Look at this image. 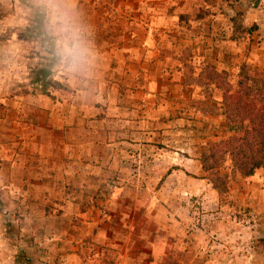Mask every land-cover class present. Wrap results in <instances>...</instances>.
<instances>
[{"label":"crops","instance_id":"0c3cea01","mask_svg":"<svg viewBox=\"0 0 264 264\" xmlns=\"http://www.w3.org/2000/svg\"><path fill=\"white\" fill-rule=\"evenodd\" d=\"M1 2L9 7L3 9L7 13L1 14L0 27L11 29L26 2ZM28 2L43 12L35 0ZM191 6L192 0H68L87 60L70 72L58 58L53 74L63 88L50 91L54 100L41 94L38 102L45 105L35 100L30 108L25 104L29 96L23 95L16 110L32 117L34 157L44 167L21 193L29 195L26 219L33 227L43 221L38 225L52 236L43 243L49 250L43 258L50 263H166L169 239L150 241L146 235L152 227L137 230L154 223L156 208L144 196L156 187L167 192L171 171L186 176L202 169L200 150L186 154L170 135L215 128L208 122L220 116L224 121L221 113L202 115L188 105L200 97V87L188 79L184 63L213 50L216 69L243 60L264 69V20L255 31L260 35L248 32L243 38L241 51L222 55L220 46H207L214 42L210 37L204 40L206 49L182 43L184 33L179 34L173 20ZM184 51L187 58L179 59ZM12 113L8 108L7 115ZM193 116L200 117L201 126L190 124ZM169 152L177 155L173 166ZM155 179L161 180L159 186L152 185ZM40 206L49 207L48 215L43 211L39 217Z\"/></svg>","mask_w":264,"mask_h":264},{"label":"rangeland","instance_id":"374dc122","mask_svg":"<svg viewBox=\"0 0 264 264\" xmlns=\"http://www.w3.org/2000/svg\"><path fill=\"white\" fill-rule=\"evenodd\" d=\"M24 1L26 3L22 2L19 11H23L22 17L17 16L13 27H0V264H52L49 258H43L49 255L48 246L43 243L48 244L52 236L45 231L44 225H38L43 221L33 227L26 219L28 209L25 203L29 195L21 193L22 189L26 190L28 181L39 177L40 167H44L34 157L32 117L16 113L17 107L23 103L20 97L29 96L25 104L30 108L35 100L39 101L41 94L49 100L55 98L50 93L54 88L48 87V93L43 94L39 87L29 85L34 70L41 67L40 62L45 61L46 43L41 44L38 42L40 37L28 32L33 26L36 10L28 0ZM7 6L6 2L0 0V17L7 13L3 10ZM262 10L264 0H192L187 12L176 13L173 23L179 34L184 33L182 43L192 46L195 42V46L206 49L204 40L210 37L214 42L207 46H220V54L223 55L225 50L241 51V42L248 32L261 34L255 31L260 29L259 25L264 20ZM11 11L16 12L14 5ZM211 32L214 35H210ZM231 42H235L237 47H231L234 45ZM197 52L198 49L195 54ZM186 53L184 51L179 59ZM212 55L213 50H209L205 58L189 59L184 63L187 65L183 66L186 74L191 73L187 75L188 79L197 80L200 87L196 91L200 97L188 103L195 111L202 108L197 104L199 100L212 103L206 97L208 94L219 96V91L213 85L204 84L212 68L218 72L225 71L229 78L236 77L243 62L251 66L243 60L236 62L233 68L229 64L228 69H216ZM8 108L14 109V113L7 115ZM193 118L190 124L201 126L198 122L200 117ZM212 122L215 128L184 129L179 135H170V139L178 140V146L193 156L202 150L207 140H217L229 134L221 116L220 120L208 124ZM169 154L173 166L177 155ZM184 160L182 157L183 162L193 164ZM49 173L47 170L46 174ZM204 176L202 169L198 175L187 173L186 176L171 171L167 192L156 187L149 196H144L156 208L153 225L137 230L146 231L152 227L151 233L146 235L150 241L169 239V257L165 264H264V247L260 242L261 238L264 239L263 169L247 177L232 174L228 190L222 196ZM157 183L159 186L161 180L152 181L153 186ZM42 208L39 207L40 210ZM43 211L48 215L49 207L39 211V217ZM48 225L52 224L48 221ZM135 238L138 240L137 235Z\"/></svg>","mask_w":264,"mask_h":264},{"label":"trees","instance_id":"16d2710c","mask_svg":"<svg viewBox=\"0 0 264 264\" xmlns=\"http://www.w3.org/2000/svg\"><path fill=\"white\" fill-rule=\"evenodd\" d=\"M33 26L28 30L44 44L46 58L34 70L29 85L37 86L43 94L48 87L61 89L63 85L53 78V67L59 58L53 39L46 34L47 19L34 12ZM225 71L211 69L204 84L211 83L219 96L208 94L212 103L197 101L202 115L221 113L229 132L226 137L207 140L199 154V162L211 186L219 196L228 190L232 174L251 176L258 169L264 171V69H256L243 62L236 77ZM206 98V99H208ZM260 242L264 247V239Z\"/></svg>","mask_w":264,"mask_h":264},{"label":"clouds","instance_id":"9594fccd","mask_svg":"<svg viewBox=\"0 0 264 264\" xmlns=\"http://www.w3.org/2000/svg\"><path fill=\"white\" fill-rule=\"evenodd\" d=\"M47 19L46 34L53 38L62 64L78 70L87 60L88 49L79 25L67 11L68 0H35Z\"/></svg>","mask_w":264,"mask_h":264}]
</instances>
